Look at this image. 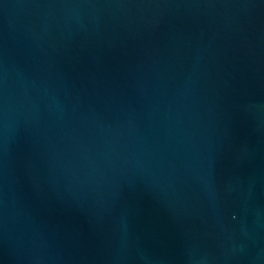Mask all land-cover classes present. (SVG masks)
I'll return each instance as SVG.
<instances>
[{
    "label": "water",
    "instance_id": "1",
    "mask_svg": "<svg viewBox=\"0 0 264 264\" xmlns=\"http://www.w3.org/2000/svg\"><path fill=\"white\" fill-rule=\"evenodd\" d=\"M0 264H264V0H0Z\"/></svg>",
    "mask_w": 264,
    "mask_h": 264
}]
</instances>
